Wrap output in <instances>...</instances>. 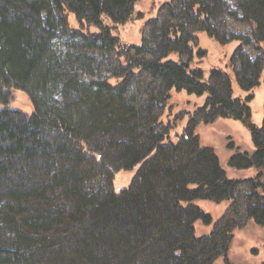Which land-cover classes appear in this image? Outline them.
I'll list each match as a JSON object with an SVG mask.
<instances>
[{"label": "trees", "instance_id": "trees-1", "mask_svg": "<svg viewBox=\"0 0 264 264\" xmlns=\"http://www.w3.org/2000/svg\"><path fill=\"white\" fill-rule=\"evenodd\" d=\"M138 1L0 0V99L8 103L21 89L35 107L32 115L0 107V264H213L226 244L228 253L230 232L196 236L195 223L210 226L214 218L195 202H227L222 221L243 181L230 179L215 149L202 145L196 118L173 136L163 112L156 115L158 107H169L174 90L207 96L205 112L250 129L253 152H238L228 165L260 170L251 179L248 213L264 226V123L253 122L250 107L264 65L258 45L264 43V0L238 5L254 39L243 42L262 51L255 61L244 56L237 74L245 98L234 96L222 69L211 71L217 86L192 68L194 50L181 24L156 32L151 58L133 55L105 18L127 22ZM225 6L191 0L171 9L183 21L206 24L214 36L210 20ZM71 14L81 29L71 27ZM92 25L99 32L88 31ZM64 37L70 41L62 51ZM95 47L117 52L123 79L87 81L80 74L94 69ZM140 73L156 84L142 95L148 101L128 95V77Z\"/></svg>", "mask_w": 264, "mask_h": 264}, {"label": "rangeland", "instance_id": "rangeland-1", "mask_svg": "<svg viewBox=\"0 0 264 264\" xmlns=\"http://www.w3.org/2000/svg\"><path fill=\"white\" fill-rule=\"evenodd\" d=\"M180 1L189 2L191 0H139L134 7L131 18L127 22L115 24L109 18H105V22L111 26L113 34L119 37L123 44L130 47L133 55L145 58L152 57V48L148 46L150 45L149 41H154L156 32L162 33L163 28L169 24H181L184 30L183 34L186 39L191 40L190 46L194 50L192 68L203 69L205 79L217 86L220 83L217 79L211 78V71L213 69H222L231 80L234 96L245 98L247 93L242 89L237 74L242 72L246 57L255 61L262 54V51L256 49L252 44L244 43L242 40L250 38L254 41L251 25L242 20L243 14L238 6L239 0H223L226 5L223 12L222 7H220L216 16H213L210 20V27L213 35L215 34L214 36L205 31L207 29L206 24H191L173 14L171 5L176 6ZM177 11H179L178 8L176 9ZM70 25L74 29L79 30L82 28L74 14L70 16ZM88 31L97 33L99 29L92 25L89 26ZM235 37L239 40L234 39ZM66 41H70V39L64 37L61 41L60 49L62 51L65 50L63 43H66ZM222 41L227 43H222ZM144 44H146V47ZM258 45L264 49V43H259ZM200 49L204 50L206 54L199 55ZM93 51L96 58L94 69L89 68V71L82 70L80 72V74L84 73V78L87 81L106 79L115 84L123 79L124 71L117 61L120 58V56H117V52L100 47H95ZM89 53L92 54V51ZM179 55L184 60L192 59L189 53H179ZM244 56L246 57L244 58ZM96 71L98 73L93 75L92 73ZM128 78L133 85L128 95L135 97L134 101L142 99L148 101L149 96L147 94L145 96L142 95H144L148 87H156L154 79L145 73L132 74ZM251 94L254 96L250 103L252 120L261 127L264 123V65L261 84L255 87ZM206 97L192 96L184 91L174 90L169 101V107H166L164 111L161 110V106L156 109V115H160L163 112L164 123L172 127L173 136L175 130H177L178 135L183 134L184 128L191 124L193 118H196L198 121L196 130L200 135L202 145L212 146L215 149L222 167L230 179L243 181L238 188L235 205L228 211L222 220L223 222L219 219L222 218L223 214L225 215L226 209H228L227 202L220 204L211 200L195 202L206 213L213 216L214 223L222 222L215 227L214 223L207 226L202 221H197L194 226L196 236L199 239L204 238L209 236L213 230L230 232L233 235L231 242H229L228 253L225 250L226 244L225 248L223 247L222 251H220V257L216 260L213 259V264H264V226L257 224L249 217L248 213V206L253 203L250 198L253 197L254 193L251 179L256 178L260 170L255 168L238 170L230 168L228 165L229 159L238 152H253L251 131L240 120L219 117L217 114L205 112L202 108ZM144 105V108H146L147 102ZM0 107H9L27 115H32L35 112L31 96L28 92L21 89H14L11 92V99L8 103H3L0 99ZM194 125L192 123L190 126ZM176 137L173 140L178 143ZM90 142L92 145L96 144V141L91 140ZM231 145L233 148H230ZM262 182L264 183V178ZM101 184V182L98 183V185ZM259 193L262 194L261 191Z\"/></svg>", "mask_w": 264, "mask_h": 264}]
</instances>
